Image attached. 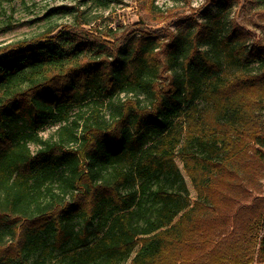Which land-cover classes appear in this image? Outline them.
Listing matches in <instances>:
<instances>
[{
    "label": "trees",
    "instance_id": "trees-1",
    "mask_svg": "<svg viewBox=\"0 0 264 264\" xmlns=\"http://www.w3.org/2000/svg\"><path fill=\"white\" fill-rule=\"evenodd\" d=\"M217 3L0 49V264L264 262V41Z\"/></svg>",
    "mask_w": 264,
    "mask_h": 264
},
{
    "label": "rangeland",
    "instance_id": "rangeland-1",
    "mask_svg": "<svg viewBox=\"0 0 264 264\" xmlns=\"http://www.w3.org/2000/svg\"><path fill=\"white\" fill-rule=\"evenodd\" d=\"M218 1L228 4L230 16L250 33L251 44L264 41V3L257 0H154V4L150 0H11L0 5V49L38 38L50 30L54 35L62 29L78 26L95 35H103L111 29L127 31L129 25L143 21L151 28L177 33L179 29L201 23L207 13L214 14L219 7ZM258 120L264 132V109L259 111ZM57 128L51 124L41 135L48 138ZM37 148L32 146L33 151ZM176 163L193 203L197 192L180 158H176ZM259 181L260 195L264 197V170Z\"/></svg>",
    "mask_w": 264,
    "mask_h": 264
}]
</instances>
